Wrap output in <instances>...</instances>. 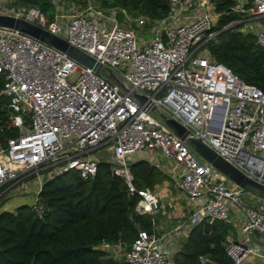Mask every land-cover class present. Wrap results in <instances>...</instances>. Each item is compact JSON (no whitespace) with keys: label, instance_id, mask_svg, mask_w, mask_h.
Segmentation results:
<instances>
[{"label":"built area","instance_id":"1","mask_svg":"<svg viewBox=\"0 0 264 264\" xmlns=\"http://www.w3.org/2000/svg\"><path fill=\"white\" fill-rule=\"evenodd\" d=\"M51 18L37 5L0 0V13L22 18L64 38L92 56L98 70L17 28L0 26L1 92L9 97L8 125L16 133L0 142V200L30 195L41 216L43 182L66 170L93 177L100 159L112 152L111 173L138 198L134 211L151 217L131 243L101 240L95 246L126 264H173L174 252L201 221H231L236 238L225 240L228 264L249 258L264 264V199L252 205L241 187L202 157L188 137L200 138L248 177L264 184V91L240 78L207 46L216 32L212 0H167L155 18L120 20L117 8L83 0L84 10L59 11ZM233 11L256 21L257 44L264 48V0H235ZM147 33L152 36L148 37ZM74 74H77L73 77ZM135 93L144 96L139 100ZM185 129L179 136L166 123ZM161 158V160L158 159ZM146 159L190 196L187 217L160 231L155 217L161 198L138 188L131 163ZM254 195V194H253ZM201 262L213 261L199 255Z\"/></svg>","mask_w":264,"mask_h":264},{"label":"trees","instance_id":"2","mask_svg":"<svg viewBox=\"0 0 264 264\" xmlns=\"http://www.w3.org/2000/svg\"><path fill=\"white\" fill-rule=\"evenodd\" d=\"M99 1L107 8H117L120 20L123 11L155 18L168 10L167 0ZM212 1L219 15L208 30L216 32L207 42L210 54L264 91V48L257 44L254 32L239 29L241 24L229 26L241 18V13L231 8L235 0ZM14 2L37 5L49 18L55 12L51 0ZM3 81L0 74L2 143L16 133L8 125L9 97L1 92ZM131 170L138 188L153 189L169 179L146 159L132 162ZM39 196L44 204L41 216L26 202L13 209H0V264H126L95 245L103 239H121L129 245L138 228L152 226L150 215L134 211L138 195L129 194L125 182L111 173L108 161L100 160L96 174L88 179L81 178L76 170L46 179ZM8 199L0 200V208ZM233 230L232 222L226 220L197 223L181 240L173 264H228L231 258L226 253L225 240ZM199 255L209 257L213 263L201 262Z\"/></svg>","mask_w":264,"mask_h":264},{"label":"water","instance_id":"3","mask_svg":"<svg viewBox=\"0 0 264 264\" xmlns=\"http://www.w3.org/2000/svg\"><path fill=\"white\" fill-rule=\"evenodd\" d=\"M0 26L17 28L33 37H36L49 45H52L79 62L93 67L98 70L99 63L95 59L84 51L72 46L64 38L42 28L41 26L24 20L13 15L0 13ZM139 100H143L144 96L135 93ZM166 123L173 128L175 133L184 137L186 132L184 127L177 121L167 118ZM188 142L204 159L209 161L218 170L224 173L231 181L239 185L243 192H250L260 199H264V184L257 182L256 180L248 177L223 157L218 155L212 148L202 142L200 138L188 137Z\"/></svg>","mask_w":264,"mask_h":264},{"label":"rangeland","instance_id":"4","mask_svg":"<svg viewBox=\"0 0 264 264\" xmlns=\"http://www.w3.org/2000/svg\"><path fill=\"white\" fill-rule=\"evenodd\" d=\"M96 5H100L101 7L107 8L106 6H103L99 0H92ZM57 4H58V10L61 12H64L66 14H75L77 12H80L82 10H84L85 7V3L83 0H79V1H71V0H56ZM56 10V9H55ZM54 10V11H55ZM140 13L137 14H132L129 12H125L123 11V14H121L123 16V18H127L126 23H131V25H133V17H135L136 15H138ZM218 17H214L213 21L214 24L216 23ZM238 24H241V26L239 27V29L244 30V31H252L254 32L256 29V21L253 18H250V15L248 14H242L240 20H235L233 22H231L229 24V26H237ZM148 37H151L152 34L151 33H147ZM77 74H74L73 77H75ZM94 154L100 159V160H104V161H110L111 159V155L112 152L110 150H108L107 148H99V149H95L94 150ZM195 156L202 160V156L197 152L194 151ZM159 160H161L160 157H158ZM172 180L171 177H169L168 180H165L164 183H160L157 184L152 190L157 193V194H170L172 197H174L175 199H177V201L180 202V204L183 206V213L180 214L182 216H171L168 219L171 221V223H174V221L176 220H180L183 219L184 216L187 215V213L190 211V208L188 206L187 200L190 198L189 195H187L185 192H183L182 190H179L177 188H175L172 184ZM24 197L28 198L29 197V201L32 202L34 199H32V196L30 195H25ZM16 198V197H14ZM241 198L252 204V205H258L260 203V198H258L257 196L253 195L250 192H243L241 194ZM12 199V198H10ZM8 199V201L10 200ZM191 200V199H190ZM7 201V202H8ZM30 202H26L29 203ZM2 203V202H1ZM0 203V204H1ZM173 206H171L169 203H165V210H172ZM163 211V207H161L160 212ZM158 213L157 216L155 217L156 219V223H158L159 219L162 217L161 213Z\"/></svg>","mask_w":264,"mask_h":264},{"label":"crops","instance_id":"5","mask_svg":"<svg viewBox=\"0 0 264 264\" xmlns=\"http://www.w3.org/2000/svg\"><path fill=\"white\" fill-rule=\"evenodd\" d=\"M164 182H165V180L162 183H164ZM158 195L161 198V207H163V211L160 212L162 214V217L158 220L159 222L157 223V228L160 231H164L165 229H167V228L175 225L176 223L184 220L186 218V216L188 215L189 212L187 213L186 216L183 217V219L176 220V221H174V223H171V221L168 218L171 217V216H182L180 214H182L184 212L182 210L183 209V206L180 204L179 201H177V199H175L174 197H172L170 194H168V195L167 194H162V195L161 194H158ZM7 201L1 206L0 209H13L16 205H18L20 203L30 202L29 201V197L26 198L24 196H19V197H16V198H12L8 202ZM191 201L192 200H190V198L187 200V203H188L189 208H191V205H192L191 204ZM165 203H169L171 206H173L171 208L172 210H168V211L165 210V208H164ZM235 227H236V225H235ZM235 227H234V230L230 234H228L229 237H232V238H236L237 237L236 236L237 233L235 231ZM115 258L120 259V260L121 259L124 260V257L122 256L121 253L118 256H116ZM254 263H256V259L255 258H249L248 260H246L244 262V264H254Z\"/></svg>","mask_w":264,"mask_h":264}]
</instances>
